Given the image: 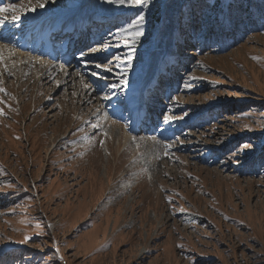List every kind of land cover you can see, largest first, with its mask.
Masks as SVG:
<instances>
[{
    "label": "rangeland",
    "instance_id": "1",
    "mask_svg": "<svg viewBox=\"0 0 264 264\" xmlns=\"http://www.w3.org/2000/svg\"><path fill=\"white\" fill-rule=\"evenodd\" d=\"M214 1L0 6L96 38L65 65L0 31V264H264V0Z\"/></svg>",
    "mask_w": 264,
    "mask_h": 264
},
{
    "label": "snow or ice",
    "instance_id": "2",
    "mask_svg": "<svg viewBox=\"0 0 264 264\" xmlns=\"http://www.w3.org/2000/svg\"><path fill=\"white\" fill-rule=\"evenodd\" d=\"M120 3L121 4L130 3L131 5H143L145 3V0H120ZM37 6L40 7V8H43V7H45V3L44 2H40V3H38ZM32 10L34 11L35 9H32ZM9 12L13 13V15L11 17L13 20H19L20 19V17L15 14L17 12L16 8L0 7V13H9ZM143 22H144V16L140 15L138 17V19L134 23L129 25L130 28L135 29V31L132 33V35L134 37L132 43H135L136 39H138L139 37L144 35V30H143V27H142ZM2 23H3V20H0V24H2ZM122 30L123 31H127V29H122ZM117 59H119V57H117ZM132 59H133V57L131 55H129L127 57V62L129 63V65L131 64ZM97 67H100V65H97ZM106 71H111V69L110 68H106ZM122 83L125 86L127 85V81L126 80L122 81ZM112 87L115 88L116 85H112ZM3 91H5V90L3 88H0V92H3ZM105 98H107V97H105ZM3 114H4L3 110L0 109V115H3ZM170 120H171L170 116H166L165 117V122H168ZM169 147H170V145H169ZM244 147L247 148L249 146L245 145ZM23 242H25V241H22V243Z\"/></svg>",
    "mask_w": 264,
    "mask_h": 264
},
{
    "label": "trees",
    "instance_id": "3",
    "mask_svg": "<svg viewBox=\"0 0 264 264\" xmlns=\"http://www.w3.org/2000/svg\"><path fill=\"white\" fill-rule=\"evenodd\" d=\"M236 0H229V2L225 3L222 0H215L211 6L214 10H219V13H221V19L220 23L223 22V14L226 12V10H229V7L233 6L234 2ZM264 164V163H263ZM261 167V162L255 165L256 169H259Z\"/></svg>",
    "mask_w": 264,
    "mask_h": 264
},
{
    "label": "bare ground",
    "instance_id": "4",
    "mask_svg": "<svg viewBox=\"0 0 264 264\" xmlns=\"http://www.w3.org/2000/svg\"><path fill=\"white\" fill-rule=\"evenodd\" d=\"M101 7H102L101 9H104L103 6H101ZM122 11H123V10H122ZM63 16H65V15H63V13H59V15H57L56 22H58L59 20H61V19L63 18ZM80 19H81L82 22H85V21H86V19L84 18V16L81 17ZM27 62H28V63H31L30 60H28ZM46 64H47V66L49 65L48 63H45V64H43V63H37V64H35V66H38V67H45ZM45 68H46V67H45ZM48 69H50V68H48ZM125 142H126V141H125ZM126 143H127V142H126Z\"/></svg>",
    "mask_w": 264,
    "mask_h": 264
}]
</instances>
